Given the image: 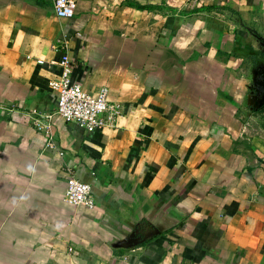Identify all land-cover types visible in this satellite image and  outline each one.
I'll use <instances>...</instances> for the list:
<instances>
[{"label": "crops", "instance_id": "obj_1", "mask_svg": "<svg viewBox=\"0 0 264 264\" xmlns=\"http://www.w3.org/2000/svg\"><path fill=\"white\" fill-rule=\"evenodd\" d=\"M186 1L76 0L58 19L48 2L0 0V251L22 264H264V109L248 103L252 64L232 54L249 47L205 17L174 30L165 10ZM199 3L238 13L244 32L264 24V0ZM125 13L149 14L155 33L138 40L159 45L134 64L108 47ZM64 48L73 81L108 87L114 125L88 133L53 114ZM69 172L94 208L63 201Z\"/></svg>", "mask_w": 264, "mask_h": 264}, {"label": "built area", "instance_id": "obj_2", "mask_svg": "<svg viewBox=\"0 0 264 264\" xmlns=\"http://www.w3.org/2000/svg\"><path fill=\"white\" fill-rule=\"evenodd\" d=\"M48 2L58 19H71L75 15L76 0H34ZM78 38L81 34H75ZM57 73L48 82V87L54 96V113L65 123L75 125L88 133L100 131L115 124L119 115L118 107L109 100L107 86H100L95 91H88L78 82L72 80L74 59L65 50L56 63ZM46 118L50 120L52 115ZM47 146L55 149L52 134L46 131ZM63 155L62 152L59 153ZM63 201L72 206L92 209L96 205L92 186L80 181L69 172L66 176V189ZM71 252L72 250L69 249Z\"/></svg>", "mask_w": 264, "mask_h": 264}, {"label": "rangeland", "instance_id": "obj_3", "mask_svg": "<svg viewBox=\"0 0 264 264\" xmlns=\"http://www.w3.org/2000/svg\"><path fill=\"white\" fill-rule=\"evenodd\" d=\"M199 1L200 0H188L185 2L184 6L180 7V9L167 8L165 10V13L168 11V15L172 16L176 20L174 30L175 29L177 30L179 28V23L184 19H186V21H192L194 19H198L199 17H205L207 20H209L210 23L216 24L218 29H221L223 31H229L231 35L237 34L236 41L240 42L241 48L242 46H245L243 48L249 47L248 52L245 49H241L238 52L236 49H234L232 51V54L238 56H244L245 57L244 59L251 64L253 63L254 59L259 57L256 60V63L259 64V66H264V57L262 58L261 55L257 53V51L260 49L257 45V42L249 35V30L248 32L247 31L244 32L240 30V26L238 25V20H240L239 17L240 15L238 16V13H233L230 12L229 10L222 12L217 10H211L210 9L211 7H205L203 5L201 7ZM157 6H159L161 9L165 8L160 5ZM198 10L201 14L198 12ZM118 17L120 18V20L124 18L123 20L125 21L126 24L121 27L117 26L109 29L110 31H113L114 34H117L120 40V42H118V40L117 41L114 40L113 42L108 43V47H110L111 50H115V48L116 49L120 48L122 50V47H124L125 50L127 51V56L129 57L128 62L134 64L135 56L136 57L141 56V58L150 56V52L153 49L158 48L159 45L156 43H149L148 41L138 40V37L140 35L143 36L142 39L145 40V38H147V40H149L150 35L155 33L152 32V29L155 28V26L151 22L152 19L150 18L151 16L149 14L148 17L146 18L143 17L137 19H135V15L131 13L118 14ZM244 17L247 18L246 16ZM243 22L251 31L252 29H255L257 27L258 30H261V33L259 35L261 37L264 36V24L262 21L258 19L256 22H246L244 20ZM254 71L255 70H253L251 66H249L248 70L246 69L242 70V76L248 77L249 84H252L253 80L256 81L255 79L256 73ZM1 111L2 110H0V112ZM1 117H6V116H2L0 114V118ZM0 132L4 133L3 130L1 129ZM15 257L17 258V260L15 259ZM13 262L14 263L16 262V264H22V252H13L7 250L0 251V264H13Z\"/></svg>", "mask_w": 264, "mask_h": 264}, {"label": "flooded vegetation", "instance_id": "obj_4", "mask_svg": "<svg viewBox=\"0 0 264 264\" xmlns=\"http://www.w3.org/2000/svg\"><path fill=\"white\" fill-rule=\"evenodd\" d=\"M250 34H252V36H254L255 41L257 42L258 47L260 48L257 53L261 55V57H264V36H260L259 34H257L256 32L253 31H249ZM259 58V57H258ZM254 59L253 63H252V69L255 70L254 72L255 74V79L257 80L258 78H260V76H262V71L264 70V66H259V64L256 63V60L258 59ZM256 63V64H255ZM257 67V70H256ZM262 68V69H261ZM256 96V93L254 91V89H249L247 90V99L251 100V103H254L255 100L251 97Z\"/></svg>", "mask_w": 264, "mask_h": 264}, {"label": "water", "instance_id": "obj_5", "mask_svg": "<svg viewBox=\"0 0 264 264\" xmlns=\"http://www.w3.org/2000/svg\"><path fill=\"white\" fill-rule=\"evenodd\" d=\"M264 70L262 71V74ZM250 90L254 89L256 96L251 97L255 102L251 103V100H248V103L252 110H260L264 107V74L260 76L256 81L253 80L252 84L248 87ZM133 236H131L132 238ZM134 243V242H133Z\"/></svg>", "mask_w": 264, "mask_h": 264}, {"label": "trees", "instance_id": "obj_6", "mask_svg": "<svg viewBox=\"0 0 264 264\" xmlns=\"http://www.w3.org/2000/svg\"><path fill=\"white\" fill-rule=\"evenodd\" d=\"M127 5L130 6V7H134L136 9H140V10H150V9H152L151 6H146V5L142 6V5H139L138 3H135V2H128ZM229 11L232 12L231 10H229ZM263 109H264V107L261 110H263Z\"/></svg>", "mask_w": 264, "mask_h": 264}]
</instances>
